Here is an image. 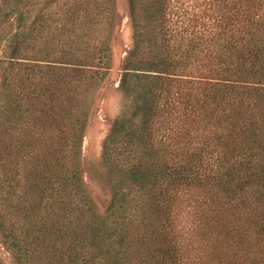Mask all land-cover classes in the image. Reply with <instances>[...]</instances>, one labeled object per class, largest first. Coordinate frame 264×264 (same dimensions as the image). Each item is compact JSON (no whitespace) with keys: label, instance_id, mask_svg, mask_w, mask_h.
Here are the masks:
<instances>
[{"label":"trees","instance_id":"trees-1","mask_svg":"<svg viewBox=\"0 0 264 264\" xmlns=\"http://www.w3.org/2000/svg\"><path fill=\"white\" fill-rule=\"evenodd\" d=\"M0 1L20 26L0 82V233L17 264H264V0H128L103 214L81 144L115 0H47L27 33L38 0Z\"/></svg>","mask_w":264,"mask_h":264},{"label":"rangeland","instance_id":"rangeland-1","mask_svg":"<svg viewBox=\"0 0 264 264\" xmlns=\"http://www.w3.org/2000/svg\"><path fill=\"white\" fill-rule=\"evenodd\" d=\"M114 5L118 30L112 41H110L112 51L111 68L105 78L94 85L92 92L86 99V104L90 106V116L81 144L82 176L86 189L95 204H97L98 211L101 214L105 212L111 197L110 186L106 182L105 177L107 171L101 165L102 145L112 128L113 122L121 115L125 104V98L119 85L124 57L133 45V28L129 17L128 0H115ZM51 9L53 8L47 6V0H38L32 9L26 12V15H28L27 20L21 23L24 25V32L27 33L34 27L35 29L38 28L40 25L37 21L38 16L43 13L47 14ZM10 16L0 23V61H3L0 62V82L1 70H6L10 67V63L6 62L9 61V56H12L11 46L16 42L14 37L11 39V35L20 29L17 20L13 16L10 18ZM31 46L29 36L26 34L25 39L21 42L20 56L33 58L38 53V50L32 49L34 46ZM50 137L51 141H60L58 134L53 132V130H51ZM0 264H17L13 252L1 237V233Z\"/></svg>","mask_w":264,"mask_h":264}]
</instances>
